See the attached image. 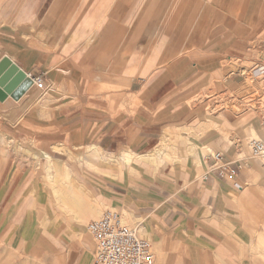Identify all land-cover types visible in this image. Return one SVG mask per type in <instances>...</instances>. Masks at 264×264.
<instances>
[{"label":"crops","instance_id":"0c3cea01","mask_svg":"<svg viewBox=\"0 0 264 264\" xmlns=\"http://www.w3.org/2000/svg\"><path fill=\"white\" fill-rule=\"evenodd\" d=\"M252 41L264 47V0H0V59L7 56L46 81L42 89L31 84L17 99L6 94L0 126L5 132L21 121L34 123L41 141L85 149L79 155L60 146L83 159L82 169L104 172L91 188L74 175L81 201L111 204L140 219L137 225L160 250L159 264H264V194L256 192L264 182L254 181L261 166L247 147L248 131L256 133L261 123L245 114L205 118L188 102L220 75L222 59L248 50ZM239 81L229 75L216 82L227 88ZM54 85L63 92L57 94ZM47 93L54 101L44 118L37 103ZM178 128L199 132L200 149L190 143L186 148L197 164L193 171L145 168L129 178L100 167L133 169L161 159L163 136L174 142ZM8 155L0 160V225L25 219L15 226L12 242L28 253L57 251L63 264H91L90 220L66 229L50 222L47 211L28 214L22 206L30 177ZM121 155L132 156L129 166ZM220 164L233 172L221 173ZM31 216L45 227H28Z\"/></svg>","mask_w":264,"mask_h":264},{"label":"rangeland","instance_id":"374dc122","mask_svg":"<svg viewBox=\"0 0 264 264\" xmlns=\"http://www.w3.org/2000/svg\"><path fill=\"white\" fill-rule=\"evenodd\" d=\"M259 44L260 43L257 41H252L248 50H244L242 53H231L233 55H228L232 57L231 59H222L220 62V75L217 78H212L210 83H204L198 90L191 94L188 98L190 105L192 107H199V109L204 112L205 118H214L215 115L223 114H229L234 117L245 114L248 117H252L253 120L259 123L260 120L257 115V110L251 109L250 113H245L246 111L244 112V110L249 108V106L243 107L241 104L242 102L238 100V95L243 92V87L239 86L238 82L236 85L228 86L227 88H225L224 84L218 85L216 82L217 79H220V82L218 83H222L226 80V78L230 75V71L233 70V64L236 63L237 57L249 59L256 56L258 54ZM244 64L247 63L245 62ZM53 88L56 90L57 94L63 92V89L59 85H54ZM44 97L45 100L42 103H37V106L40 109L41 116L46 118L49 113L48 106L54 101V98L50 95V93H47ZM227 104L232 105L228 107ZM251 105H253V103ZM19 127H21V129H19ZM175 131L178 133L180 132V134H178L180 137H173L174 142H168L177 148L175 154H169L167 151V145H162V143H160V152L158 151V153L161 154V159H155L149 163L142 162L136 164L133 169L124 166L125 164L100 165L99 162L97 165H100V167L112 168L120 173L122 172L129 178L139 177V173H141L145 168H151L152 171L160 170L161 172L176 175L191 172L197 164H192L190 158L186 156V148H188L190 144L198 145L196 138L199 135V132L194 133L192 130L187 131L184 128H178L175 129ZM24 132L26 133V136L23 135ZM35 133H41L40 129L36 128L35 124L30 122L21 121L18 125L10 127V129L5 132L4 128L0 126V160L9 153L8 156L11 160L26 167V173H28L32 183V189L30 192L28 191L22 206L28 214H32L33 211L36 213L35 215H39V211L37 209L47 211L49 213L50 222L57 223L59 221V223L63 224L67 229L73 228L74 225L86 224L89 220L97 219L106 209H115L122 213L125 223L131 226L137 225L140 219H133L132 214L126 209H118L111 204H105L102 207H93L85 199H82V201L74 200V202L73 200L70 201L69 198L56 195L53 192L52 184L49 182L47 175L44 172L46 162L42 156L43 152H47L51 156L59 160H63L68 165L69 172L73 176L75 175L78 180L89 188H91V184L96 181L95 178H98L99 175H103L104 172H98V170L87 168L82 169V162H74L68 159V148L79 155L85 154V152H83L85 149L72 148L61 140L41 141L42 139L35 137ZM181 133L183 135H187L186 139L181 137ZM257 134L258 131L256 133L248 131L247 136L249 138H257ZM181 141H183L184 144H182ZM60 146H66L68 148H61ZM197 148L200 149V145H198ZM40 150H43L42 153H40ZM30 151L35 153H31ZM59 151L62 153H59ZM248 155L250 156L249 152ZM186 159H188L190 163L188 161L187 163L185 161ZM124 161L126 165L129 166L131 159H124ZM256 161L260 164L261 168L259 172L254 173V181L255 183L264 182V167L258 160ZM34 188L35 192H32ZM256 192L264 194V188L256 186ZM19 213L22 214L23 209H21ZM23 220L25 219L22 217H12L2 221V224L0 225V264H63L57 251L42 248L37 252L32 251L31 253H28L26 250L20 248L12 242L11 237L13 235V231L15 230V226L18 225V222H22ZM26 220L28 227L35 223L45 227L40 223L39 216L27 217ZM251 220L254 222V226L259 225L258 219ZM262 224H264V222ZM142 233L151 241L152 250L156 258L153 264H159L157 258L160 256V250L152 242L149 234L144 228H142ZM91 240L93 242L92 238Z\"/></svg>","mask_w":264,"mask_h":264},{"label":"built area","instance_id":"2783aa9c","mask_svg":"<svg viewBox=\"0 0 264 264\" xmlns=\"http://www.w3.org/2000/svg\"><path fill=\"white\" fill-rule=\"evenodd\" d=\"M233 66L230 75H238L241 78L238 84L243 87L238 100L243 107L249 106L244 112L257 110L261 123L262 136L247 140L248 152L264 167V47H259L258 54L249 59L237 57ZM27 76L36 87H45L46 81L40 76H31L29 73ZM218 168L221 173L233 172L226 164H220ZM142 228L139 224L131 226L125 223L122 213L115 209H106L100 217L90 220L86 229L94 241L91 264H153L155 254Z\"/></svg>","mask_w":264,"mask_h":264},{"label":"bare ground","instance_id":"6f19581e","mask_svg":"<svg viewBox=\"0 0 264 264\" xmlns=\"http://www.w3.org/2000/svg\"><path fill=\"white\" fill-rule=\"evenodd\" d=\"M257 136H262L261 127L258 130ZM161 143H162V145H167V151L169 154L172 155V154L176 153L177 148L174 145H171L168 143V139H167L166 135L163 136ZM157 151L160 152V147L158 148ZM189 154L194 155L197 153L195 152V150L189 149ZM42 156L46 162L44 172L47 175V179L49 180V182L53 186V192L56 195H60L64 198H69L70 201L71 200H73V201L74 200H78V201L81 200L82 188L78 184V181H76L75 177L69 172L68 165L63 160H59V159L51 156L47 152H43ZM121 158L131 159L132 156L131 155H121ZM68 159L70 161H74V162L83 161V159L80 156H78L76 153H74L72 151H69Z\"/></svg>","mask_w":264,"mask_h":264},{"label":"water","instance_id":"95a60500","mask_svg":"<svg viewBox=\"0 0 264 264\" xmlns=\"http://www.w3.org/2000/svg\"><path fill=\"white\" fill-rule=\"evenodd\" d=\"M22 83L18 87V83ZM32 84L30 77L7 56L0 59V100L6 94L15 99L20 97Z\"/></svg>","mask_w":264,"mask_h":264}]
</instances>
